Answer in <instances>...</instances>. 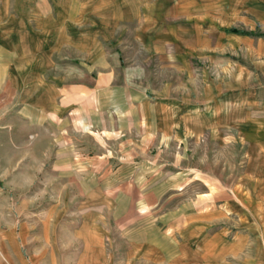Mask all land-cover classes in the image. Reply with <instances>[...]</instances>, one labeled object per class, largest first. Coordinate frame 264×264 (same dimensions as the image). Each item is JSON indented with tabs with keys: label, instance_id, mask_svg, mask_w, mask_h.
Instances as JSON below:
<instances>
[{
	"label": "crops",
	"instance_id": "crops-1",
	"mask_svg": "<svg viewBox=\"0 0 264 264\" xmlns=\"http://www.w3.org/2000/svg\"><path fill=\"white\" fill-rule=\"evenodd\" d=\"M244 27L264 30V0H0V264L57 256L51 234L31 229L56 224L57 193L85 195L86 205L100 194L118 227L136 224L138 206L151 214L167 190L152 177L137 187L132 164L114 167L109 138L125 133L130 159L156 136L179 143L228 130V96L199 65L264 64V38L232 32ZM191 72L209 89H186ZM234 124L264 147V116ZM46 163L50 186L32 185ZM30 192L53 197L42 213H26ZM207 195L130 241L153 264H264V186L247 180ZM106 238L95 239L103 258Z\"/></svg>",
	"mask_w": 264,
	"mask_h": 264
},
{
	"label": "rangeland",
	"instance_id": "rangeland-1",
	"mask_svg": "<svg viewBox=\"0 0 264 264\" xmlns=\"http://www.w3.org/2000/svg\"><path fill=\"white\" fill-rule=\"evenodd\" d=\"M232 32L248 35L254 41L264 38V30L260 28L244 27L240 30L233 28ZM230 54L228 51V58ZM233 60L228 59L227 71H224L221 65H206V62L199 65L201 69L204 68L206 78L213 82L217 81L216 84L220 85L223 93L228 96V130L212 132L203 130L200 136L188 135L184 142L179 143L173 140L166 142L156 136L146 155H131L130 159L122 149L126 141L123 137L126 136L125 133L108 139L110 144L106 145L105 153L110 158L111 164L114 167L128 163L134 165L138 169L136 171L140 173L136 178L137 187L143 184L145 186V182L154 180V185L158 189L162 186L168 191L165 192L163 200L149 211L151 214L145 218L144 208L138 206L136 210L130 211L131 217L138 219L136 224L129 226L125 218H121L118 227L113 221L116 214L113 215L112 211L96 203L100 194L90 196L86 205L85 195L57 193L56 224L51 227L39 225L31 228L36 233L51 234L49 243L57 256L52 259L41 258L37 264L51 262L52 264H153L143 249L140 250L138 244L130 241L134 235L144 232L146 228L144 225L150 220L160 217L167 209L175 210L177 207H184L183 205L189 207L199 197L202 202L208 201L209 191L213 193L223 187H237L247 180L249 185L264 186V147L257 145L255 135L251 137L250 134V139L244 138L241 132L233 127L234 123H240L241 119L251 120L264 116V64L256 66L250 62L244 65L238 63L235 66L233 62H236V59L233 57ZM171 68H169V76L172 78ZM154 70L160 71V67H154ZM193 78V72L185 75L186 89L207 90V83L199 80L202 78L201 74L196 76L198 79L196 83L193 82ZM200 100L206 99L200 98ZM239 101H244L246 104L236 109L235 107L239 106L236 102ZM248 108L249 113L246 117L244 112ZM97 149L94 145H90L86 152L92 156L97 154ZM48 164L43 165L42 172L39 177L38 175L35 177L32 185L50 186ZM150 177L152 178L149 179ZM132 180L134 182V179ZM134 196H139V193ZM25 197L30 200L26 203L28 214L42 213L44 206H48L47 197L53 198L38 192H30L25 194ZM103 233L104 237H108L104 241L107 258L101 256V248L95 242L98 237H103Z\"/></svg>",
	"mask_w": 264,
	"mask_h": 264
}]
</instances>
